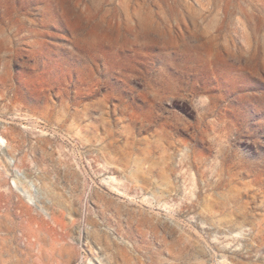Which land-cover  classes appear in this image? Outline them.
<instances>
[{"label":"rangeland","instance_id":"obj_1","mask_svg":"<svg viewBox=\"0 0 264 264\" xmlns=\"http://www.w3.org/2000/svg\"><path fill=\"white\" fill-rule=\"evenodd\" d=\"M0 264H264V0H0Z\"/></svg>","mask_w":264,"mask_h":264}]
</instances>
